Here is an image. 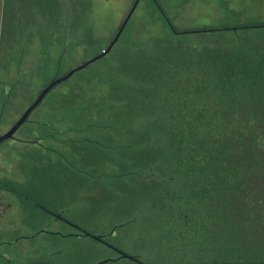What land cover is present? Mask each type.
I'll return each instance as SVG.
<instances>
[{"label":"trees","instance_id":"trees-1","mask_svg":"<svg viewBox=\"0 0 264 264\" xmlns=\"http://www.w3.org/2000/svg\"><path fill=\"white\" fill-rule=\"evenodd\" d=\"M94 22L92 0H0L1 70L13 72L33 54L41 73L58 48L65 56L79 45L101 54L112 41L100 44ZM225 29L256 37L234 46L193 47L164 35L118 41L83 69L90 76L81 82L110 87L112 107L79 85L77 95L91 104L60 117L69 133L85 130L94 117L102 120L92 127L109 139L132 136L120 146L127 154L108 161L126 167L124 174L159 180L146 196L153 207L158 199L173 225L152 248L174 257L153 263L145 254L143 264H264V20L195 31Z\"/></svg>","mask_w":264,"mask_h":264},{"label":"rangeland","instance_id":"rangeland-1","mask_svg":"<svg viewBox=\"0 0 264 264\" xmlns=\"http://www.w3.org/2000/svg\"><path fill=\"white\" fill-rule=\"evenodd\" d=\"M134 2L92 0L101 45L114 39ZM157 2L140 0L118 41L142 42L164 35L193 47L234 46L250 43L255 33L195 29L264 20V0ZM86 49L75 46L66 56L59 48L52 50L41 73L33 54L13 72L0 68V135L20 118L45 84L92 58L93 52ZM2 62L6 60L0 54ZM86 72L59 83L46 95L50 101L44 100L31 113L14 138L0 143V185L17 192L11 195L0 188V264H143L146 255L153 263L174 257L159 254L157 248L153 253L152 248L172 224L161 213L158 199L153 207L152 198L146 196V188L151 190L150 184L159 180L145 179L139 171L124 174L126 167L111 165L107 159L124 157L127 153L120 146L133 137L123 132L109 139L104 129L92 127L91 122L102 120L94 117L86 120L85 130L69 133L64 129L63 114L71 118L82 112L80 107L91 104L77 95L79 85L103 107L114 104L108 98L110 87L81 83L90 76ZM110 118L111 124L116 123Z\"/></svg>","mask_w":264,"mask_h":264},{"label":"water","instance_id":"water-1","mask_svg":"<svg viewBox=\"0 0 264 264\" xmlns=\"http://www.w3.org/2000/svg\"><path fill=\"white\" fill-rule=\"evenodd\" d=\"M139 2H140V0H135L133 6L131 8V10L129 11L128 15L124 19V21L121 24V26H120V28H119L116 36L114 37V39L112 40V42L109 44V46L107 47V49L106 50H103V52L101 54H98L96 56H93L92 58H90V59L86 60L85 62L79 64L75 68H73L70 71H68L65 75L60 76L58 78H55L54 80H52L51 82H49L45 87H43L42 90L40 91V93L38 94L37 98L27 107V109L23 112V114L20 116V118L11 126V128L7 132H5L4 134H1L0 135V143L6 141L8 139L14 138L16 132L28 120V118L31 115V113L42 103V101L44 100V98L46 97V95L52 89H54L59 83H61L63 81H66L67 79H69L70 77H72L74 74H76L77 72L85 69L90 64L94 63L95 61L100 60L107 53H109L111 51V49L114 47V45L119 40L121 34L123 33V31H124L127 23L130 20V17L132 16V14H133L135 8L137 7V5L139 4ZM121 255L126 256V254H124V253H122Z\"/></svg>","mask_w":264,"mask_h":264},{"label":"flooded vegetation","instance_id":"flooded-vegetation-1","mask_svg":"<svg viewBox=\"0 0 264 264\" xmlns=\"http://www.w3.org/2000/svg\"><path fill=\"white\" fill-rule=\"evenodd\" d=\"M120 254H122V253H120Z\"/></svg>","mask_w":264,"mask_h":264}]
</instances>
